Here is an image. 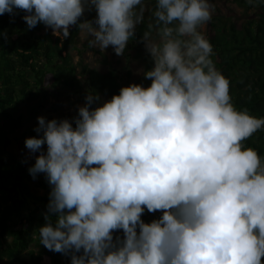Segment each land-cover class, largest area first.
Masks as SVG:
<instances>
[{
	"label": "clouds",
	"instance_id": "1",
	"mask_svg": "<svg viewBox=\"0 0 264 264\" xmlns=\"http://www.w3.org/2000/svg\"><path fill=\"white\" fill-rule=\"evenodd\" d=\"M210 0H0L64 39L76 26L101 51L123 55L146 12L140 42L150 85L130 84L77 116L37 117L28 168L50 186L40 244L70 264H264V157L244 141L264 117L238 110L203 29ZM94 12L91 20L82 19ZM46 145V150L42 146ZM160 211L158 219L141 217ZM122 231L123 236L114 232Z\"/></svg>",
	"mask_w": 264,
	"mask_h": 264
},
{
	"label": "trees",
	"instance_id": "2",
	"mask_svg": "<svg viewBox=\"0 0 264 264\" xmlns=\"http://www.w3.org/2000/svg\"><path fill=\"white\" fill-rule=\"evenodd\" d=\"M144 2L149 6L155 4V0ZM210 3L214 6L212 18L203 31L213 46L211 59L230 81L233 105L238 110L246 109L250 115L264 117V0H210ZM219 3L235 5L246 15L252 11L261 14L224 19L215 15ZM25 14L15 10L12 15H0V264H70V256L50 251L40 244L38 229L46 222L43 214L48 203L49 184L44 174H38L36 177L45 187V194L32 193L29 182L33 178L28 168L34 164L37 153L30 166L24 165L9 151L12 140L8 135L21 125L18 107L24 102L38 100L48 78L51 80L48 87L53 91L81 93L84 105L86 95L98 96L92 107L118 95L125 86L114 70L101 73L80 57L74 61L71 51L80 55L78 46L86 48V44H90V38L82 44L81 29L72 26L70 35L64 39L53 35L52 30L41 23L28 29L22 19ZM94 16V12L86 11L82 19L91 20ZM152 24L148 14L137 26L135 37L129 40L123 54L140 65L142 76L135 84L144 87L150 85V80L144 79L143 72L151 69L152 62L140 40L145 31L154 35ZM108 50L111 55L118 56L111 47ZM126 78H130L129 72ZM38 104L42 105L40 99ZM33 111L31 118L38 113L37 107L33 106ZM51 119L54 118L48 120ZM37 126L38 123L25 134L39 138L34 131ZM243 143L264 157V128Z\"/></svg>",
	"mask_w": 264,
	"mask_h": 264
},
{
	"label": "rangeland",
	"instance_id": "3",
	"mask_svg": "<svg viewBox=\"0 0 264 264\" xmlns=\"http://www.w3.org/2000/svg\"><path fill=\"white\" fill-rule=\"evenodd\" d=\"M215 12V11H214ZM259 12H248L249 18L260 16ZM215 15L220 16L224 19H244L247 15L244 11L235 5L230 4H218L217 11ZM148 16L146 12L145 17ZM223 19V20H224ZM204 30V29H203ZM79 37L82 41V44L85 43L86 39L90 37L83 30H80ZM78 49L81 53L77 54L76 51H71L74 61H77L80 58L91 68L97 69L101 73H105L108 70H114L117 72L119 80L123 85L129 86L130 84L136 83V81L142 76V69L140 65L136 62H131L127 59L125 55L122 56H113L110 51L105 49L104 51L99 50L96 47H93L90 44H86V48L81 45L78 46ZM127 72L130 73V78H126ZM50 78L46 80V88L39 95L38 100L42 102L41 106H38V100H35L31 103H22L17 112L22 115V122L19 128H17L13 133L9 134L8 137L12 140V144L9 146V151L14 155V157L23 163L26 166H30L34 160V154L25 147L24 141L26 138H30L25 134V131L35 124L38 123L37 117H44L46 120L49 118H62L69 119L72 121L73 117L77 116L78 108L84 106L82 103L81 97L82 94L78 92H62V91H53L48 85L50 83ZM105 101V99H104ZM33 106L37 107L38 113L35 118L30 116L34 114ZM23 136L24 140H23ZM42 149L46 150V145L42 146ZM40 153L37 152V155ZM40 179L36 177L31 182H29L30 189L34 195H44L45 187H42L39 181ZM50 189V186H48ZM146 216V219L142 218L145 223H148L149 217H147V212H144L143 216ZM114 237L116 235L123 236L122 231L114 232Z\"/></svg>",
	"mask_w": 264,
	"mask_h": 264
},
{
	"label": "flooded vegetation",
	"instance_id": "4",
	"mask_svg": "<svg viewBox=\"0 0 264 264\" xmlns=\"http://www.w3.org/2000/svg\"><path fill=\"white\" fill-rule=\"evenodd\" d=\"M145 212H147V210H145ZM160 215H161V212L160 211H156L154 213L147 212V217H149V220L147 222L150 223L152 220L158 219ZM142 218L146 219V216L145 215L144 216L142 215L141 219Z\"/></svg>",
	"mask_w": 264,
	"mask_h": 264
}]
</instances>
